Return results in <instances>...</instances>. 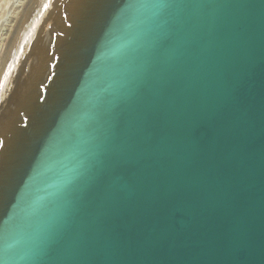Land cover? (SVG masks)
<instances>
[{"label": "water", "instance_id": "water-1", "mask_svg": "<svg viewBox=\"0 0 264 264\" xmlns=\"http://www.w3.org/2000/svg\"><path fill=\"white\" fill-rule=\"evenodd\" d=\"M152 2L87 0L0 166V264H264V0H169L166 36Z\"/></svg>", "mask_w": 264, "mask_h": 264}, {"label": "bare ground", "instance_id": "bare-ground-1", "mask_svg": "<svg viewBox=\"0 0 264 264\" xmlns=\"http://www.w3.org/2000/svg\"><path fill=\"white\" fill-rule=\"evenodd\" d=\"M86 4L87 0H0V166Z\"/></svg>", "mask_w": 264, "mask_h": 264}, {"label": "snow or ice", "instance_id": "snow-or-ice-1", "mask_svg": "<svg viewBox=\"0 0 264 264\" xmlns=\"http://www.w3.org/2000/svg\"><path fill=\"white\" fill-rule=\"evenodd\" d=\"M173 5L169 3V0H154L152 3L141 5L142 8L150 10L152 16L159 22L161 28V33L163 36H166L170 31L165 19L167 10ZM45 8L49 7L48 4L44 5ZM167 41L165 39L157 40L150 48L151 62L154 65V62L159 60L162 56V49L166 46ZM12 66L9 65L8 72L5 73L4 79L7 80L8 73L11 72ZM3 85H0L2 87Z\"/></svg>", "mask_w": 264, "mask_h": 264}]
</instances>
